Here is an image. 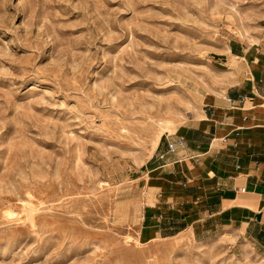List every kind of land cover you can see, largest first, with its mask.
Here are the masks:
<instances>
[{
    "label": "rangeland",
    "instance_id": "rangeland-1",
    "mask_svg": "<svg viewBox=\"0 0 264 264\" xmlns=\"http://www.w3.org/2000/svg\"><path fill=\"white\" fill-rule=\"evenodd\" d=\"M263 19L264 0H0V264H264L240 230L129 223L165 134Z\"/></svg>",
    "mask_w": 264,
    "mask_h": 264
},
{
    "label": "crops",
    "instance_id": "crops-1",
    "mask_svg": "<svg viewBox=\"0 0 264 264\" xmlns=\"http://www.w3.org/2000/svg\"><path fill=\"white\" fill-rule=\"evenodd\" d=\"M218 55L226 65L221 96L165 134L166 147L146 166L147 200L138 221L129 217L144 242L210 221L264 248V19L252 40L234 38ZM180 137L186 145L168 151Z\"/></svg>",
    "mask_w": 264,
    "mask_h": 264
},
{
    "label": "built area",
    "instance_id": "built-area-1",
    "mask_svg": "<svg viewBox=\"0 0 264 264\" xmlns=\"http://www.w3.org/2000/svg\"><path fill=\"white\" fill-rule=\"evenodd\" d=\"M231 105L235 106V107H239L242 105V100H232L231 101ZM263 106H264V102H263ZM186 145V141L184 138L180 137L176 140L173 141H168V151L170 152H176L178 148H182ZM161 158L164 159L165 158V154L161 155Z\"/></svg>",
    "mask_w": 264,
    "mask_h": 264
},
{
    "label": "bare ground",
    "instance_id": "bare-ground-1",
    "mask_svg": "<svg viewBox=\"0 0 264 264\" xmlns=\"http://www.w3.org/2000/svg\"><path fill=\"white\" fill-rule=\"evenodd\" d=\"M168 120V119H167ZM172 122L171 121H163L161 124H160V133H159V135L157 136V138H156V141L154 142V143H157L158 142V140H160V137H162L161 135H162V133H164L165 131H173L174 130V128L172 127ZM158 145V144H157ZM156 146V145H155ZM135 159V158H134ZM134 163H135V160H134ZM136 164V163H135ZM139 165V164H138Z\"/></svg>",
    "mask_w": 264,
    "mask_h": 264
}]
</instances>
